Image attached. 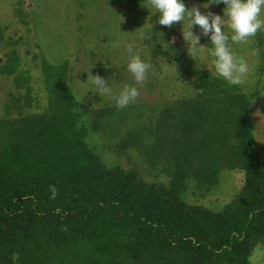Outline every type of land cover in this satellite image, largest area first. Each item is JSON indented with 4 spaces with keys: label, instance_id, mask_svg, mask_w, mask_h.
<instances>
[{
    "label": "trees",
    "instance_id": "obj_1",
    "mask_svg": "<svg viewBox=\"0 0 264 264\" xmlns=\"http://www.w3.org/2000/svg\"><path fill=\"white\" fill-rule=\"evenodd\" d=\"M126 1L132 8L147 2ZM182 2L190 9L212 0ZM209 5L224 14L223 3ZM27 8L17 0L23 23L30 21ZM184 24H152L145 34L153 51L163 43L157 52L191 79L193 94L169 100L158 114L150 110L143 123L141 114L129 122L134 106L93 108L81 101L71 90L79 80L71 61L52 64L40 46L45 105L34 102L27 112L28 72L14 50L1 57L0 76L11 78L16 95L8 93L0 114V264H249L264 244V163H257L250 121L256 93L184 66ZM174 32L181 38L172 43ZM262 38L260 32L254 38L259 46ZM126 150L143 159L150 181L133 180L131 169L113 162ZM229 172L242 178L230 200L216 210L191 203L207 198ZM50 186L58 190L55 198Z\"/></svg>",
    "mask_w": 264,
    "mask_h": 264
},
{
    "label": "rangeland",
    "instance_id": "obj_2",
    "mask_svg": "<svg viewBox=\"0 0 264 264\" xmlns=\"http://www.w3.org/2000/svg\"><path fill=\"white\" fill-rule=\"evenodd\" d=\"M25 1H27L28 8L24 10L28 16L26 19H30L29 23L28 21L23 23L16 17L14 9L17 0H0V62L5 53L14 50L20 60V69L28 72L33 100L30 103L32 108L27 112L35 110L34 102L38 103V109L45 105V97L39 91L41 84L36 58L39 53L36 46H40L41 56L52 64L60 62L65 57L71 61L72 71L78 73L79 78V80L73 79L74 84L71 90L81 101L85 102L83 98L88 99L86 103L93 108L107 103L116 104L112 98L95 93L97 89L92 85L91 78H88L89 75L99 76L108 81V86L112 88L114 95H118L124 85H132V82L135 84L127 70L130 57L129 47L132 48V54L138 53L143 61L151 62L154 67L158 66L153 86L144 88L138 85L137 87L140 91L139 98L129 105L135 108L131 113L129 121L131 124L136 122L137 114H141L140 122H146L144 116L149 115L150 110L154 109L158 114L163 104L169 100L193 94V89L191 90L189 84L191 79L177 71L175 65L169 66L166 58L157 52V50L164 51L161 41L158 43L157 50L154 48L156 52L153 51L152 40L148 39L145 29L152 24H158L159 18L153 16L155 12L147 2L144 3L145 6H140V8L137 6L138 9L132 8V2L126 0H120L117 5L110 0ZM202 6H197L201 14L211 12L223 17L213 6L209 5L207 8ZM223 19L225 21L224 31L230 37L227 16L225 15ZM185 24L180 27L182 33L188 30ZM154 28L157 30L158 25ZM191 31L192 33L199 31L198 46L205 48L191 58L187 51L188 44L186 47L187 42L184 40L183 51L186 58V60L182 58L184 66L197 67L199 71L205 70L210 75H217L212 63L213 58L207 52V49L212 47L210 34L209 36L202 35L201 29H196L195 25ZM260 33L263 36L261 46L255 39L247 44L231 45L233 52L238 57H243L250 68L245 83L240 87L247 93H256L255 101L257 102L252 106L250 121L257 148L255 155L258 164L264 163V30ZM178 37L181 38L180 34L174 32L170 36L171 42H176ZM148 40L150 41L147 42ZM152 76L150 71L146 82L150 83L149 79ZM9 92L16 95L11 78L0 76V114L1 107L9 100ZM22 92L23 90L18 93ZM139 103H144L146 108L144 110L138 108ZM13 115L14 112H12ZM112 158L120 169H131L133 180L138 175L145 177L143 175L145 164L138 154H132L126 150V155L119 156V159ZM144 180L148 182L151 178L145 177ZM153 181L159 180L155 178ZM241 184L240 174L223 173L219 175L217 186L207 198L192 199L191 203L216 210L220 203L230 200L231 196L236 193V188L238 190ZM210 203L212 205H209ZM249 264H264V244L253 249Z\"/></svg>",
    "mask_w": 264,
    "mask_h": 264
},
{
    "label": "clouds",
    "instance_id": "obj_3",
    "mask_svg": "<svg viewBox=\"0 0 264 264\" xmlns=\"http://www.w3.org/2000/svg\"><path fill=\"white\" fill-rule=\"evenodd\" d=\"M155 13H159L158 23L171 28L175 23H186L187 32L182 33L183 39L188 44V54L192 58L197 55L204 46L199 45L200 37L194 36L192 27L199 26L201 34L209 36L211 46L207 49L211 56L216 74L229 86H241L250 72L249 65L243 57H238L232 50V44H247L254 39L259 32L264 30V0H212L209 4L226 5L223 17L227 16V28L231 36L224 31L225 21L223 17L212 14H201L196 6L187 8L182 0H147ZM139 30V29H138ZM231 41V43H230ZM130 54L127 70L131 74L136 85L143 86L151 71L155 75V69L151 62H145L140 55L132 54V48H128ZM92 85L97 89L99 96H108L115 101L117 109H123L137 101L140 91L133 85H124L118 95L108 86V81L89 75ZM87 78V79H88ZM51 198H55L58 190L50 186ZM27 198V197H25Z\"/></svg>",
    "mask_w": 264,
    "mask_h": 264
}]
</instances>
